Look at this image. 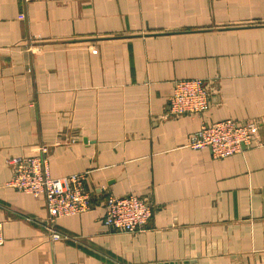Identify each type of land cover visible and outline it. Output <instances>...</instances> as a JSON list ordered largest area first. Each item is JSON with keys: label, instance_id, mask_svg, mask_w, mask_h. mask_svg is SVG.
Returning a JSON list of instances; mask_svg holds the SVG:
<instances>
[{"label": "crops", "instance_id": "crops-1", "mask_svg": "<svg viewBox=\"0 0 264 264\" xmlns=\"http://www.w3.org/2000/svg\"><path fill=\"white\" fill-rule=\"evenodd\" d=\"M203 79L211 108L173 116V83ZM253 122V144L193 150L203 122ZM86 174L92 209L58 219L8 187L10 161ZM153 206L108 228V196ZM0 264H264V0H0Z\"/></svg>", "mask_w": 264, "mask_h": 264}, {"label": "built area", "instance_id": "built-area-1", "mask_svg": "<svg viewBox=\"0 0 264 264\" xmlns=\"http://www.w3.org/2000/svg\"><path fill=\"white\" fill-rule=\"evenodd\" d=\"M210 90L203 79H182L173 83L169 98V113L173 116L202 115L211 108ZM253 122L239 123L226 119L214 123L203 122L192 134L189 147L193 150H210L215 158L242 154L253 144ZM47 148L41 155L13 158V174L8 187L43 198L49 213L48 230L53 241L67 237L55 229L58 219L86 213L92 209L91 195L85 190L86 174H73L66 178H53L46 160ZM105 225L124 233L143 230L150 222L153 206L135 194L108 196L104 204ZM5 242L4 224L0 222V246Z\"/></svg>", "mask_w": 264, "mask_h": 264}, {"label": "water", "instance_id": "water-1", "mask_svg": "<svg viewBox=\"0 0 264 264\" xmlns=\"http://www.w3.org/2000/svg\"><path fill=\"white\" fill-rule=\"evenodd\" d=\"M166 264H195L193 261H185L181 263H166Z\"/></svg>", "mask_w": 264, "mask_h": 264}]
</instances>
